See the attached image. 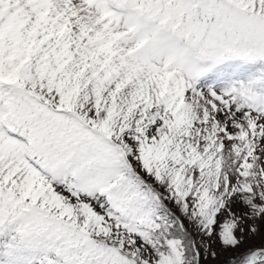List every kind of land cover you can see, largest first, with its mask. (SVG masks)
<instances>
[{
	"label": "snow or ice",
	"instance_id": "6c2138e0",
	"mask_svg": "<svg viewBox=\"0 0 264 264\" xmlns=\"http://www.w3.org/2000/svg\"><path fill=\"white\" fill-rule=\"evenodd\" d=\"M0 264H264V0H0Z\"/></svg>",
	"mask_w": 264,
	"mask_h": 264
}]
</instances>
